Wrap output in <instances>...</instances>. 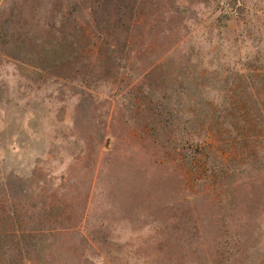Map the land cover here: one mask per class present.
I'll return each instance as SVG.
<instances>
[{
    "label": "rangeland",
    "instance_id": "1",
    "mask_svg": "<svg viewBox=\"0 0 264 264\" xmlns=\"http://www.w3.org/2000/svg\"><path fill=\"white\" fill-rule=\"evenodd\" d=\"M0 264H264V0H0Z\"/></svg>",
    "mask_w": 264,
    "mask_h": 264
}]
</instances>
